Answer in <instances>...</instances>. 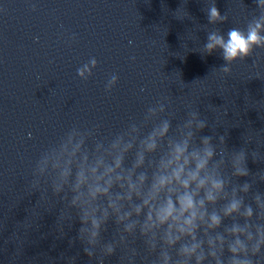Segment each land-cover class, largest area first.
<instances>
[{"label":"water","instance_id":"1","mask_svg":"<svg viewBox=\"0 0 264 264\" xmlns=\"http://www.w3.org/2000/svg\"><path fill=\"white\" fill-rule=\"evenodd\" d=\"M212 2L0 0V264H97L77 238L79 222L33 175L40 154L73 126L99 125L97 138L108 137L161 100L174 124L198 110L207 120L199 135H224L229 150L246 151L253 181L264 173V49L224 73L220 50L203 48L208 31L243 29L255 4L215 0L228 19L208 24ZM92 57L84 80L77 68ZM112 235L109 225L103 238ZM133 246L142 254L139 241ZM127 255L118 247L104 264H128Z\"/></svg>","mask_w":264,"mask_h":264},{"label":"clouds","instance_id":"2","mask_svg":"<svg viewBox=\"0 0 264 264\" xmlns=\"http://www.w3.org/2000/svg\"><path fill=\"white\" fill-rule=\"evenodd\" d=\"M253 3L255 14L243 29L207 32L203 48L220 50L224 73L234 60L264 49V0ZM206 17L208 24L228 19L215 0ZM96 64L90 58L77 75L87 80ZM117 80L111 75L105 91ZM167 109L157 100L108 137L97 138L99 125L73 126L40 154L35 183L44 178L66 204L70 222H79L84 253L97 264L121 246L128 264L141 255L143 264H264V191L253 190L264 173L253 181L246 151L229 150L224 135H199L207 120L198 110L174 124ZM109 225L114 235L104 240ZM138 241L142 254L133 246Z\"/></svg>","mask_w":264,"mask_h":264}]
</instances>
